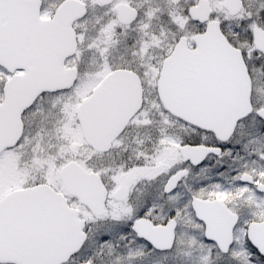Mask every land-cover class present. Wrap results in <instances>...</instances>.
<instances>
[{
	"label": "snow or ice",
	"instance_id": "obj_1",
	"mask_svg": "<svg viewBox=\"0 0 264 264\" xmlns=\"http://www.w3.org/2000/svg\"><path fill=\"white\" fill-rule=\"evenodd\" d=\"M0 264H264V0H0Z\"/></svg>",
	"mask_w": 264,
	"mask_h": 264
}]
</instances>
